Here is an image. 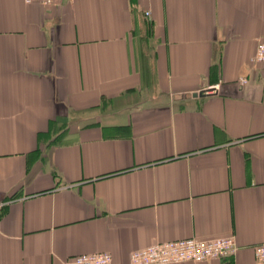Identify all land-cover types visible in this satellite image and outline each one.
<instances>
[{"label":"crops","instance_id":"1","mask_svg":"<svg viewBox=\"0 0 264 264\" xmlns=\"http://www.w3.org/2000/svg\"><path fill=\"white\" fill-rule=\"evenodd\" d=\"M260 43L264 0H0V264L224 237L183 264H258Z\"/></svg>","mask_w":264,"mask_h":264},{"label":"built area","instance_id":"2","mask_svg":"<svg viewBox=\"0 0 264 264\" xmlns=\"http://www.w3.org/2000/svg\"><path fill=\"white\" fill-rule=\"evenodd\" d=\"M66 0H25L27 4L41 3L44 5L56 4ZM150 12H147V16ZM253 65L264 64V43L257 47L252 58ZM241 83L247 84L242 78ZM221 84L204 90L206 95L216 94ZM6 206L0 193V211ZM238 246L234 237H224L209 240L195 238L183 239L165 243H158L141 251L133 252L130 256V264H183L186 262H206L234 257ZM255 257L258 264H264V244L255 249ZM64 264H115L110 253H94L76 256L64 262Z\"/></svg>","mask_w":264,"mask_h":264},{"label":"water","instance_id":"3","mask_svg":"<svg viewBox=\"0 0 264 264\" xmlns=\"http://www.w3.org/2000/svg\"><path fill=\"white\" fill-rule=\"evenodd\" d=\"M200 96V97H204L205 96V92L204 91H201V92H199V94H196V96Z\"/></svg>","mask_w":264,"mask_h":264}]
</instances>
